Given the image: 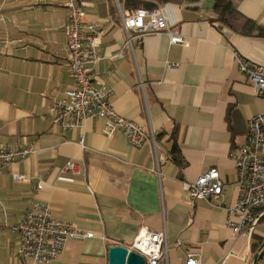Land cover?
Wrapping results in <instances>:
<instances>
[{"label": "crops", "instance_id": "0c3cea01", "mask_svg": "<svg viewBox=\"0 0 264 264\" xmlns=\"http://www.w3.org/2000/svg\"><path fill=\"white\" fill-rule=\"evenodd\" d=\"M78 1L83 20L103 29L93 85L109 91L118 114L154 133L158 163L150 144L132 147L120 130L107 137L104 119L90 117L67 130L52 122L54 100L74 86L66 67L65 0H0V149L26 142L36 149L0 173V264H44L16 252L19 236L12 229L35 202L94 235L68 240L47 264H107L108 247H129L142 227L165 229L168 264H184L186 251L197 252L201 264H252L264 224L251 238H234L226 225V207L237 197L230 151L264 101L234 55L264 63V37L218 29L210 21L213 0L166 3L161 8L170 30L188 43L151 33L132 52L124 46L115 0ZM232 1L264 25V0ZM120 47L123 56L110 58ZM70 160L85 177L60 172ZM211 167L223 179L222 197L191 199L182 181ZM12 172L29 181L14 180Z\"/></svg>", "mask_w": 264, "mask_h": 264}, {"label": "built area", "instance_id": "2783aa9c", "mask_svg": "<svg viewBox=\"0 0 264 264\" xmlns=\"http://www.w3.org/2000/svg\"><path fill=\"white\" fill-rule=\"evenodd\" d=\"M115 1L126 35L124 46L128 45L132 52L135 46L141 44L143 36L151 33L166 34L171 44L188 43L184 36L170 30L161 6L154 9H125L122 2ZM64 4L68 9L65 24L66 67L74 86L54 100L52 122L67 130L81 127L90 117L104 119L102 131L107 137L120 130L132 147L150 144L153 163L157 165L154 133L150 131L148 136L140 123L118 114L108 99L109 91L93 85L94 66L100 60L97 50L103 29L92 21L83 20L84 12L78 0H65ZM122 47L110 58H121ZM234 60L255 94L264 101V63L246 61L238 54L234 55ZM170 66L176 65L171 63ZM139 86L143 87L140 79ZM78 144L83 147V134L79 136ZM35 151L30 142L15 150L0 149V173L9 169L13 162L20 161ZM230 157L236 171L237 197L232 205L226 207V225L234 238H251L257 232V226L264 224V107L247 120L244 140L231 148ZM60 172L85 177V171L73 160L67 161ZM11 175L16 181H29L26 175L15 172ZM223 184L219 170L211 167L193 181H182V188L193 200H211L222 197ZM12 229L19 236L16 252L36 263L44 264L54 260L68 240L94 236L92 232L83 231L73 223L56 219L52 208L40 202H35L25 211L22 219ZM262 236L263 241L254 253L260 261H264V233ZM172 244L178 247L181 242L176 239ZM127 248L142 255L144 264H168L169 244L164 228H140ZM184 264H201L200 256L197 252L186 251Z\"/></svg>", "mask_w": 264, "mask_h": 264}, {"label": "trees", "instance_id": "16d2710c", "mask_svg": "<svg viewBox=\"0 0 264 264\" xmlns=\"http://www.w3.org/2000/svg\"><path fill=\"white\" fill-rule=\"evenodd\" d=\"M122 2V7L127 9L133 8H147L154 9L166 3L182 4L184 2H196L197 0H119ZM212 11L214 17L210 19L211 22L217 24V28L227 27L231 30L249 36L264 37V25L257 24L254 20L245 17L238 11L232 0H213ZM176 144L172 147V152L176 149ZM178 159V155L176 156ZM179 163L180 160H177ZM263 241V238L254 245L253 254L258 245ZM255 264H261L259 258Z\"/></svg>", "mask_w": 264, "mask_h": 264}, {"label": "water", "instance_id": "95a60500", "mask_svg": "<svg viewBox=\"0 0 264 264\" xmlns=\"http://www.w3.org/2000/svg\"><path fill=\"white\" fill-rule=\"evenodd\" d=\"M258 255L254 254L252 264L257 261ZM107 264H144V258L134 250H128L125 245L113 244L108 247Z\"/></svg>", "mask_w": 264, "mask_h": 264}, {"label": "rangeland", "instance_id": "374dc122", "mask_svg": "<svg viewBox=\"0 0 264 264\" xmlns=\"http://www.w3.org/2000/svg\"><path fill=\"white\" fill-rule=\"evenodd\" d=\"M261 264H264V261H260Z\"/></svg>", "mask_w": 264, "mask_h": 264}]
</instances>
